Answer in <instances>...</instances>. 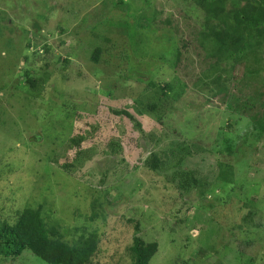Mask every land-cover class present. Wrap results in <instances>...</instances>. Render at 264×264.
<instances>
[{
    "label": "rangeland",
    "instance_id": "rangeland-1",
    "mask_svg": "<svg viewBox=\"0 0 264 264\" xmlns=\"http://www.w3.org/2000/svg\"><path fill=\"white\" fill-rule=\"evenodd\" d=\"M203 20L192 0H0V220L41 208L69 243L95 232L93 264H128L134 237L158 245L149 264H264V89L260 77L243 88L244 109L236 89L222 99L193 88L207 67L195 41ZM173 28L195 35L176 70ZM146 103L164 110V127L112 114ZM80 135L74 161L69 140ZM184 141L202 150L183 167L210 185L203 199L145 165ZM0 264L43 263L25 251Z\"/></svg>",
    "mask_w": 264,
    "mask_h": 264
},
{
    "label": "trees",
    "instance_id": "trees-1",
    "mask_svg": "<svg viewBox=\"0 0 264 264\" xmlns=\"http://www.w3.org/2000/svg\"><path fill=\"white\" fill-rule=\"evenodd\" d=\"M192 1L203 13V24L196 32L195 41L198 42L201 50L206 51L204 65H207L192 86L194 89L213 87L215 89H212L211 95L221 96L222 99H226L230 91L236 89L239 93L234 106L245 109L250 96L242 97V93L250 89L243 90V88H249V85L257 86L259 84L257 79L260 77V86L264 89V56L260 54L264 49V0ZM170 31L176 35L177 29L173 28ZM193 34L194 32L189 39L175 36L171 69L176 70L183 60L189 59L188 47L194 43L195 35ZM100 54L101 50L96 49L92 56L93 60L98 61ZM212 60L213 63L210 62ZM236 69L240 70L239 75L233 74ZM28 83L37 91L36 81L29 80ZM240 101H243V106L239 104ZM238 107L235 109H239ZM131 110L135 113L134 115ZM249 110L251 108L246 112ZM259 110L262 114L258 118L257 127L259 128L258 136L262 139L264 138V106ZM161 111L164 112L158 104L146 103L144 108L139 110L132 107L130 110L123 108L112 111V114L130 120L135 128L141 130L140 121L137 119L144 115L151 116L157 124L164 127L163 118L158 116ZM69 142L74 152V161L80 157L82 159L80 145L84 142V136L73 137ZM107 145L111 149V154L117 155L115 147H118L112 138L108 140ZM201 153L202 150L198 146L195 147L192 142H176L168 152L150 153L145 165L155 174H165L168 182L174 186L180 196L194 191L203 199L210 185L199 179L197 171L186 170L183 167L186 160L189 161ZM216 180L228 183L227 176L223 173H218ZM96 214L95 218H97ZM8 219L0 220V258L16 259L27 251L43 264H93L99 254L101 243L99 235L95 232L86 235L79 232L78 239L69 243L58 232L57 225L46 223L47 220L41 216V208L25 209L11 218V221ZM132 221L127 220V223ZM243 223L252 227V221L248 217L242 219V228L239 227V229L244 230ZM134 229L135 232L138 231L137 223ZM157 250L156 243L146 244L134 237L131 246L127 249L128 264H149ZM202 254L204 255V252Z\"/></svg>",
    "mask_w": 264,
    "mask_h": 264
}]
</instances>
